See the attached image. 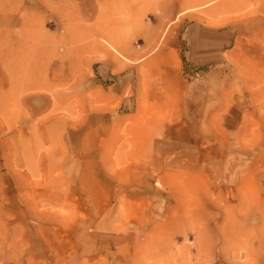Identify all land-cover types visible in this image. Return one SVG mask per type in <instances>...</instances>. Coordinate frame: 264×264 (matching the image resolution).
<instances>
[{"label": "rangeland", "instance_id": "374dc122", "mask_svg": "<svg viewBox=\"0 0 264 264\" xmlns=\"http://www.w3.org/2000/svg\"><path fill=\"white\" fill-rule=\"evenodd\" d=\"M92 1L0 0V264H264V0Z\"/></svg>", "mask_w": 264, "mask_h": 264}, {"label": "bare ground", "instance_id": "6f19581e", "mask_svg": "<svg viewBox=\"0 0 264 264\" xmlns=\"http://www.w3.org/2000/svg\"><path fill=\"white\" fill-rule=\"evenodd\" d=\"M213 1L214 0H183L181 10H187V11L192 10L195 8L202 7L208 3H212ZM93 2L94 1L92 0H83V1L77 0V3L71 4L72 10H73V7L77 6L78 8H81V9L85 8L90 14H92L93 8H94ZM250 2H253V0H224L221 3V5H226L228 8H232V9L234 8L235 12H239V11L241 12L242 9L246 10ZM215 7L217 8V6ZM70 8L68 9L69 11H70ZM246 15L248 17L254 16V15L260 16V18L263 20L261 21L259 19V20L252 21L246 18ZM246 15H242L239 17L240 24L239 23H226V24H220L219 26L213 27L214 29H216L215 30L216 32L223 31L220 34L222 38H225L222 40V43L220 44L222 49L231 46V43H233V45L236 48H238V50H236L237 57L232 62L233 69L231 70L228 69L227 72L225 71L226 76H229L232 74L234 75L248 74L244 71H241L239 67L243 65L245 66L254 65L255 63H257L256 60H258L259 58H264V46H261L260 44H256V43L250 44V45L247 44L248 49L247 48L245 49L244 44H242V42L239 40V37L245 34L247 31H253V32L258 31V30H255V27L259 25L264 26V5L260 6L259 8L255 7L254 10L247 12ZM227 36H229L230 39H228ZM263 36H264V31H263ZM249 71L251 73H254L255 76L264 77V69H259V71L257 70L258 72L253 71V70H249ZM31 174H34V173L32 172Z\"/></svg>", "mask_w": 264, "mask_h": 264}]
</instances>
